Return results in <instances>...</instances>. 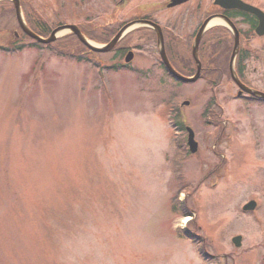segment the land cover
I'll use <instances>...</instances> for the list:
<instances>
[{
    "label": "rangeland",
    "instance_id": "1",
    "mask_svg": "<svg viewBox=\"0 0 264 264\" xmlns=\"http://www.w3.org/2000/svg\"><path fill=\"white\" fill-rule=\"evenodd\" d=\"M168 1L21 0V12L40 35L74 24L101 46L109 21L146 13L165 25L183 8L217 10L213 0L165 9ZM246 1L264 11V0ZM130 34L120 45L134 57L115 68L127 50L94 54L69 31L34 46L0 1V264H264V104L235 99L228 79L215 91L201 79L176 82L159 65V44ZM257 66L249 77L261 74L254 83L264 89ZM177 115L194 132L195 155ZM212 130L225 142L214 145ZM251 200L255 210L244 211ZM179 202L191 215L172 209ZM187 225L212 261L179 235Z\"/></svg>",
    "mask_w": 264,
    "mask_h": 264
},
{
    "label": "flooded vegetation",
    "instance_id": "2",
    "mask_svg": "<svg viewBox=\"0 0 264 264\" xmlns=\"http://www.w3.org/2000/svg\"><path fill=\"white\" fill-rule=\"evenodd\" d=\"M127 1H131V0H127ZM192 1L193 0H187L183 3L176 4L174 6H168V4H166L165 9L181 8L183 5H186ZM243 1L247 2L246 0H243ZM125 2L126 0L122 1V3H125ZM183 9H180L178 12H176V16L174 17V20H173L174 23H172V21H167L165 25H162L160 24V22L155 21L153 18L147 17L146 13H144L145 15L136 16L135 19L129 22L148 21V22H152L155 25H157L160 28V31H162L164 47H165L166 54L170 60V63L179 72H184V71H189V70L191 72L192 71L195 72L196 66L194 62L189 61L188 58L185 57V54H188V47L189 48L191 47L190 45L193 39L196 38L197 34L201 30L202 37H200L199 45H198V54L200 58V76L198 77V79H201L202 81H204L205 86H207L206 88L211 89L213 91L217 90L218 88H222L226 79L230 80L234 85H236V83L230 76V66H229L230 56H231L232 48H233L234 41H235L234 39L235 38L234 30H235L238 34V44H239V50H238L237 56H239V52L243 50V52H241L242 61H241L240 70H238L237 68V60L235 62L236 74L240 82L243 83L244 86L264 92L262 85L259 86L254 83V80L261 81V78H262L261 74L258 75L257 77L255 76V78H251L249 77L250 74L257 73L258 71L256 72L257 68H255V69H252V71L250 72L248 68L249 63L251 61L255 62V64L258 65L257 66L258 68H259V65L264 66V40L263 42H259V43L257 41V39H262V38L264 39V33L261 35L256 33V28L259 23V20L257 19V17L250 12L238 10V9H231V8L230 9H220L217 7V10L213 12H209V13H207L208 9L202 10L200 7H197L195 9L192 8L191 10L190 9L183 10ZM179 12L182 15V17L180 18L177 17V14ZM238 12L241 14H238ZM217 14H221V15L228 17L232 21L233 28L232 27H220L219 25H214L210 17L215 16ZM245 15L252 17V20L248 21ZM207 19L209 20L207 21ZM193 20L194 22H191ZM112 22L114 21H109V22H106L105 24H100L99 26L101 37L102 39L104 38L106 42H108L118 32V30L120 29L119 27L122 26L121 24L123 23V22H114V23ZM192 23H194V25H192ZM80 30L83 34L86 35L84 27L80 28ZM136 31H146V34L144 37L147 40L151 41V43L153 42L154 47L158 46V43H157L158 38H157L156 31L153 30L150 26H148L145 23L143 24L138 23L137 25L134 24L132 28L129 31H127V33H125L119 38V41L116 44V47L114 48L113 51H110V52L115 53L117 57H119L122 55V52L124 50L128 51L127 47L121 46L120 43L126 36L131 35L130 33H133ZM248 43L249 44L251 43L250 47ZM134 49L139 51V49H137L136 47ZM131 57L133 59L134 57L133 53ZM226 58H227V62H226ZM159 60H160V56H159ZM131 61H129L128 63H130ZM128 63H125V64H128ZM124 65L123 63H120V67H123ZM159 65H161V67L163 68V71L166 73L167 71L164 68V65L161 60L159 61ZM202 74H205L207 78L202 76ZM234 98L243 100L247 104H252V103L264 104V101H262V99H257L245 92H243L241 96H235ZM210 102H211L210 104L211 106H215L216 104L218 105L216 97H213ZM212 114L214 115V117L212 119H209L207 123H211V125L215 128L216 126L219 125V120L217 119L219 115L216 114V112ZM210 134H212L213 136L212 141L214 145H220L221 143L225 142L224 134H220L216 130L215 131L212 130ZM198 150L199 149L197 148V151ZM213 150L214 149L211 146V152H213L214 155H220V152H215ZM197 151L195 152V154L197 153Z\"/></svg>",
    "mask_w": 264,
    "mask_h": 264
},
{
    "label": "water",
    "instance_id": "3",
    "mask_svg": "<svg viewBox=\"0 0 264 264\" xmlns=\"http://www.w3.org/2000/svg\"><path fill=\"white\" fill-rule=\"evenodd\" d=\"M11 1L13 3V6H14L15 16H16V19H17V22H18L20 28L27 35H29L30 37H32V38H34L37 41L42 42V43H50V42L55 40V38L57 37V35L60 32H62V31H70L71 33L76 35V37L78 38V40L81 43H83L87 48H89L90 50L95 51V52H107V51H110L115 46V44L117 43V41L119 40L121 35L124 32L128 31L129 29H131L134 24L137 25L138 23H140V24L145 23L148 26L152 27L156 31L157 38H158V43H159V46H160L161 59L163 61V64H164L166 70L168 71V73L170 75H172L174 78L178 79L179 81L185 82V83L193 82L199 76L200 64H199V60H198V57H197V47H198L199 39H200L201 34H202L201 30L197 34V36L195 38V41L193 43V47H192V55H193V58L195 59V61L197 63V72L192 77H187V76H184V75L178 73L170 65V63H169V61H168V59L166 57L165 51H164L163 38H162V34H161V31H160V28L157 25H155L154 23H152V22L136 21V22L127 23L118 31V33L109 42H107L106 44L101 45V46L93 45L88 40H86V38L80 32L79 28L76 25H73V24H66V25L58 26V27H56L55 29H53L51 31V33L49 34V36L47 38H43V37L35 34L34 32H32L26 26V24L24 23V21L22 19L21 12H20L19 0H11ZM185 1H187V0H171L169 2L168 6H174L176 4H180V3H183ZM214 3L220 5L221 7L225 8V9H230V8L231 9H239V10L247 11V12H250V13L254 14L259 20L258 26L256 28V33L259 34V35L264 33V12H262L259 8L255 7L253 5H250V4H248V3H246V2H244L242 0H215ZM219 16H221V15H219ZM213 18H214L213 16L210 17V19H213ZM221 18L223 20L226 19L224 16H221ZM208 20L209 19H207V21ZM226 22H228L230 24V22L228 20ZM231 26H232V24H231ZM234 35H235L234 36L235 37L234 38L235 41H234L233 53L231 55V75H232V78L234 79V81L237 83L238 87L240 88V91L238 92V95H240L242 93V91H244V92H247V93H249L252 96H255L257 98L264 99V92L259 91V90H254V89H251V88H248V87L244 86L236 78V76H235V74H234V72L232 70L233 59L235 57V54H236V51H237V48H238V34H237V32L235 30H234ZM131 56H132L131 52H129L127 54L125 60L129 61L131 59ZM184 104H188V102L185 101ZM186 131H187V144H188L189 151L191 153H194L197 150V142L194 139V132H193V130L190 127H186ZM253 207H254V203L253 202H249V203H247V204H245L243 206V210L244 211L251 210ZM240 240H241L240 236L233 237V239H232L233 243L236 246L240 245Z\"/></svg>",
    "mask_w": 264,
    "mask_h": 264
},
{
    "label": "trees",
    "instance_id": "4",
    "mask_svg": "<svg viewBox=\"0 0 264 264\" xmlns=\"http://www.w3.org/2000/svg\"><path fill=\"white\" fill-rule=\"evenodd\" d=\"M2 3H5L4 1L2 2ZM9 3V2H8ZM12 9V8H11ZM238 14H241V13H239L238 12ZM243 15V14H242ZM241 15V16H242ZM27 16H28V13H27ZM246 17H247V19H248V21H251L252 20V17H250V16H248V15H245ZM253 24V23H252ZM47 33H48V31L47 32H45V34L44 35H47ZM24 35V34H23ZM27 37V36H26ZM29 38V37H28ZM32 42H33V44H34V46H36V47H40V46H46V47H50V45H52V43H50V44H44V43H40V42H37V41H34V40H32L31 38H29ZM102 41L104 40V38L103 39H101ZM105 41V40H104ZM25 46L24 45H13V46H11V47H9L10 48V50L12 51V52H15V51H19V50H22L23 48H24ZM241 52H243V50H241ZM241 52H239V56H237V68H238V70H240L241 69V59H242V53ZM93 53V52H92ZM95 54V53H94ZM228 58V57H227ZM227 58H226V62H227ZM226 65V64H225ZM114 68V67H113ZM208 111H207V109H206V113H207ZM206 113H204V114H206ZM180 116V115H179ZM179 116L177 115V117L175 116V119H174V121H175V128H176V130H178V131H181V132H183V133H185V130H184V125H183V122L179 119ZM184 147L186 148V151H185V153H188V150H187V147H186V145L184 144V146H183V149H184ZM172 209H174V210H178L179 212H181L183 215H191V210L189 209V207L185 204V202H183V203H181V202H179V204H175V203H173L172 204ZM178 233H179V235H183V237H185L186 239H188V240H190V241H192L193 243H195V244H197V247H198V252H199V254H200V257L203 259V260H208V261H212L215 257H214V255H211V254H208V251L206 250V248H205V246L203 245V239H202V237L197 233V229L196 228H194V229H192V228H190V226L189 227H187V228H184V229H179L178 230Z\"/></svg>",
    "mask_w": 264,
    "mask_h": 264
},
{
    "label": "bare ground",
    "instance_id": "5",
    "mask_svg": "<svg viewBox=\"0 0 264 264\" xmlns=\"http://www.w3.org/2000/svg\"><path fill=\"white\" fill-rule=\"evenodd\" d=\"M62 33H63V32H62ZM60 34H61V33H60ZM184 220H187V221H188V220H189V217H187V219H184ZM184 220H183V223H184Z\"/></svg>",
    "mask_w": 264,
    "mask_h": 264
}]
</instances>
